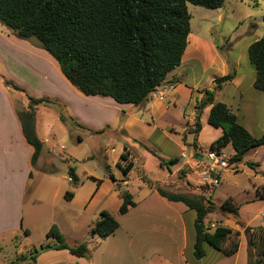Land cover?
<instances>
[{"label": "crops", "instance_id": "0c3cea01", "mask_svg": "<svg viewBox=\"0 0 264 264\" xmlns=\"http://www.w3.org/2000/svg\"><path fill=\"white\" fill-rule=\"evenodd\" d=\"M253 42L249 41L245 46L247 59L244 60L242 56H238L231 60L215 40L207 42L193 36L190 51L187 46L181 64L167 75L156 91L162 94L163 98L160 99L158 95L153 94L147 101L135 106L119 103L111 97L82 94L65 78L58 63L38 44H34L31 40L18 39L10 35L8 31H0V50L8 51L11 62L17 63L22 66L23 71L25 70L24 82L20 83L27 87L28 84L35 86L39 85L38 82L46 84L49 82L48 85L52 84L55 87L53 97L61 101L68 113L82 125L78 128L99 132L110 127L122 136L119 148L117 150L114 147L111 148L114 153L113 163L121 173L110 172L105 179L86 174L92 184L89 190L83 193L84 183L79 176V184L75 185L69 174H57L55 173L57 168L44 169V164L48 162L54 166L51 155L55 154V148L59 144H61L59 147L65 148L63 143L69 135L72 137V127L64 123L58 113L54 129L60 128L62 136H57L53 129L51 137L43 138L36 130L37 135L48 146L50 155H46L44 164L38 165L37 162L35 167L32 166L33 148L24 138L17 107L8 95L11 86L6 85V80H0V83L6 86L0 87V264H25L18 260L20 256L29 254L42 244L52 243V240L47 238V232L57 223L56 217L66 218L68 209L75 213H82L100 201L103 202L111 193L116 198L119 209L122 204L119 187H128L133 175H136L138 180L136 184H131V187L140 193L128 191L133 195L136 205L131 207L126 215L141 206H151L150 210L156 213L153 206H162L166 213L164 223L166 231L170 230L171 237L179 236L183 243L180 250L181 258L187 264H196V261L203 264L202 259L206 257L207 251L203 258L196 259L193 251L190 250L191 246L194 250L195 242V219L193 226L189 220L191 209L182 202L170 201L161 196L157 191L160 186L148 179L143 180L142 174L147 175L151 172L147 169L152 156L149 152L155 149L159 155L158 172L163 170L159 181L167 182L168 186L173 187L168 191L179 192L176 190L180 183H183L185 189H189V186L195 187L196 191L211 199L214 192L219 189V193L223 195L219 196L220 202L214 201L218 206L229 198L239 206L235 195L231 191L223 190V184L208 194L198 181L197 168L207 161V152L212 149L211 145L224 133L222 127L209 123L213 103L205 105L202 103L207 99V91H213L214 102L225 103L237 116L238 122L254 137L258 138L264 134V90L255 87L257 72L249 58V47ZM229 46L234 48L233 44ZM232 70L236 73L235 77L216 88V79L229 74ZM38 73L40 75H37ZM197 122L201 125L198 131L195 130ZM147 144L153 149L146 146ZM219 151L228 159L236 153L232 142ZM263 151L264 146H260L250 152L242 162L232 163V165L236 166V169L238 167L241 169L245 162L253 164L258 154ZM123 153L127 154V161L121 158ZM139 159H142V162ZM127 162H132L133 167L128 174H124L121 166ZM36 167L37 175L33 172V168ZM109 167L111 168L110 165ZM91 177L101 180L100 184ZM255 177L259 178L258 175ZM261 180L262 185L254 183V189L256 198L264 202V176ZM30 188L32 191L28 205L30 212H26L25 199ZM67 192L73 194L70 199L65 198ZM187 192L182 193L188 194ZM62 201L64 205L67 204L65 209H56L55 203L61 205ZM39 202L42 204L41 209L36 206ZM77 206L80 207L79 210ZM37 209L38 212H36ZM104 209V206L101 207L100 212ZM34 210L36 216L40 215L37 223H34L30 216ZM219 214L220 212H213L209 215ZM218 225L233 231L239 228V224L233 219L218 223L216 227ZM191 228L194 229V234ZM34 231L41 234L36 246V242H32L31 238ZM63 233L66 241L72 244L64 230ZM206 245L210 244H205V250ZM158 251L160 254L162 248L159 247ZM142 257L143 264H154L157 261H153L156 256ZM64 262L66 264H101L94 252L88 257H80L66 249L40 251L36 264H63Z\"/></svg>", "mask_w": 264, "mask_h": 264}, {"label": "trees", "instance_id": "16d2710c", "mask_svg": "<svg viewBox=\"0 0 264 264\" xmlns=\"http://www.w3.org/2000/svg\"><path fill=\"white\" fill-rule=\"evenodd\" d=\"M189 3L218 9L224 6L225 0H0V23L18 39H37L38 46L58 63L65 78L82 94L111 97L119 103L138 106L147 101L167 75L181 64L191 34ZM249 58L257 72L255 87L264 90V35L250 45ZM235 74L232 70L217 78L216 88L232 80ZM5 83L26 93L11 81ZM207 95L202 105L213 103L209 123L224 130L211 145L212 149L221 150L232 142L236 153L230 162L237 164L250 152L264 146V134L254 137L225 103L214 102L213 91H207ZM27 96L28 108L17 110V114L24 138L33 148L31 165L35 166L44 147L35 129L39 105H54L61 120L71 127L82 125L58 100ZM200 127L197 122L195 130ZM121 158L128 160L126 153ZM132 167L133 163L127 162L121 166L122 172L128 174ZM69 175L78 185L79 177L74 169L70 168ZM91 179L97 184L101 182L95 177ZM157 191L168 200L182 202L195 211L193 254L196 259L206 255V243L224 256L239 251L240 241L231 239L233 235L238 236V232L222 225L211 229L206 224L207 216L213 212L232 215L242 223L240 208L231 198L218 206L203 194L188 195L161 187ZM65 196L70 199L73 194L67 192ZM121 196L119 212L126 214L136 203L128 191H122ZM119 226L118 219L104 209L91 231L105 239ZM47 238L52 243L42 244L40 249L34 248L18 260L36 264L37 255L47 249H66L76 256H89L86 243L69 244L56 224L47 232ZM248 257V264H264V226L250 239Z\"/></svg>", "mask_w": 264, "mask_h": 264}, {"label": "rangeland", "instance_id": "374dc122", "mask_svg": "<svg viewBox=\"0 0 264 264\" xmlns=\"http://www.w3.org/2000/svg\"><path fill=\"white\" fill-rule=\"evenodd\" d=\"M188 7L192 15V31L189 37L188 51L191 49V39L195 36L207 42L212 41V39L215 40L216 44L228 54L231 60L236 59L238 56H242L245 60L247 59L245 49L247 42L255 41L264 35V0H225L224 6L218 9H208L191 3L188 4ZM0 31H7V28L1 23ZM31 41L34 44H38V40L35 38L31 39ZM230 44H233V49L229 46ZM9 56L8 51L6 52L5 49L0 50V80L11 81L25 89L26 93L12 87L8 90V95L16 105L17 110L28 108L29 99L27 94L35 98L57 99L52 94L55 87L52 84L48 85L49 82L47 84L45 82H38L39 85L35 86L28 84L27 87L20 83L24 82L23 73L25 70L23 71L22 66H19L17 63L11 62ZM37 75L40 74L38 73ZM3 85L0 83V87ZM57 114L58 111L54 105L42 104L37 107L35 129L38 130L41 137L52 136L51 134L58 117ZM54 130L57 136H62L60 128ZM71 133L73 134L72 137L69 135L63 143L65 148L59 147L61 145L59 144L55 148V154L51 155V161H53L54 166L50 162L44 164V158L46 155H50L46 144H44L38 165L44 164L45 170L57 168V171H55L57 174H69L70 168L74 169L84 183L83 193L88 191L89 186L92 184V181L87 178L86 174H92L105 179L110 172L115 174L121 173L113 163L114 153L111 151L112 147L116 150L119 148L122 137L120 133L110 127H106L103 131L90 132L75 126L71 128ZM79 137H81L80 140ZM146 146L152 148L148 144ZM149 153L152 156L150 157L147 169L151 170V172L147 173V175L142 174L143 180L148 179L157 186L172 190L173 187L168 186L167 182L159 181L163 170L158 172L157 163L159 162V155L157 151L154 149ZM139 160L142 162V159ZM239 169V167L238 169H234L231 165L222 172L220 178L223 190L231 191L235 195L240 207L239 218L244 222H237L234 216L220 212L219 215H208L206 224L211 226V224L217 225L228 219L235 220L239 224V228L238 230L234 229V231L238 232L239 235H233L231 239H238L240 241V249L235 255L223 256L221 252L212 246L206 245L207 255L202 259L203 264H248L250 239L261 227L254 225H264V202L258 197L256 198V190L254 189V183H257V185H262L263 183L261 179L264 176V151L258 154L255 163L250 164L249 162H245V165ZM33 172L36 175L38 174L37 167L33 168ZM255 175H258L259 178H256ZM137 180L138 177L136 175L130 178L133 185L136 184ZM131 184L128 187H119L120 191L130 190V192L140 193L134 191ZM204 189L207 190L208 194L212 191L207 186H204ZM176 191H188V195L200 194L195 190V187L189 186V189H185L183 183H180ZM31 192L30 188L27 191L25 199L26 212H30L28 205L30 204ZM220 195L223 194H220L219 189H217L211 199L220 202ZM64 204V202L61 205H56L55 203L56 209L62 210L67 206V204ZM41 205L40 202L36 204L39 209L42 208ZM103 206L120 222L119 228L104 241L91 231V228L100 217V209ZM150 207L141 206L137 210H132L127 215L121 214L117 208V200L111 193L103 202L100 201L94 207H90L82 213H75L69 209L66 210V218L56 217V225L60 230L62 229V233L63 230L65 231L70 243L72 242L71 245L82 242L86 243L89 248V254L94 252L101 264H143L142 256L144 255L156 256L153 258V261L157 260L154 264H187L180 256L183 243L179 236L171 237L169 234L170 230L169 232L166 231L167 228L164 225L166 213L164 208L158 205L153 206L156 211L154 213L150 210ZM79 209L80 207H78ZM36 212H38V209ZM30 216L34 223H37L40 218V215L36 216L35 210ZM195 216V212L190 210L189 220L192 222L191 226H193ZM191 229L194 234V229ZM31 238L32 242H36V246L39 238H41V234L38 231H34ZM99 243L101 245L98 246ZM159 247L162 248L160 254L158 251ZM190 250L191 252L193 251V246H191ZM154 252L156 253L153 254ZM63 264H66V262ZM196 264H200L199 261H196Z\"/></svg>", "mask_w": 264, "mask_h": 264}, {"label": "built area", "instance_id": "2783aa9c", "mask_svg": "<svg viewBox=\"0 0 264 264\" xmlns=\"http://www.w3.org/2000/svg\"><path fill=\"white\" fill-rule=\"evenodd\" d=\"M154 95H158L160 99L163 98V95L160 93H156V91L153 93ZM152 94V95H153ZM232 163L230 162V159H228L225 155H223L219 150L217 149H211L207 152V161L202 163L198 168L197 172L199 174V183L202 186H207L211 190L216 189L221 184V174L224 170L228 169ZM234 169H236V166L232 165ZM210 228L213 227V229L216 227V225L211 224L209 226Z\"/></svg>", "mask_w": 264, "mask_h": 264}, {"label": "water", "instance_id": "95a60500", "mask_svg": "<svg viewBox=\"0 0 264 264\" xmlns=\"http://www.w3.org/2000/svg\"><path fill=\"white\" fill-rule=\"evenodd\" d=\"M248 230H249V228H248Z\"/></svg>", "mask_w": 264, "mask_h": 264}]
</instances>
